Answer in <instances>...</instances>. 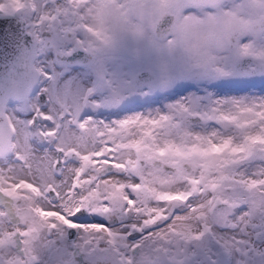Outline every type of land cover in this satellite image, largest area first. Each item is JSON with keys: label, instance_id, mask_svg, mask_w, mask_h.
<instances>
[{"label": "snow or ice", "instance_id": "1", "mask_svg": "<svg viewBox=\"0 0 264 264\" xmlns=\"http://www.w3.org/2000/svg\"><path fill=\"white\" fill-rule=\"evenodd\" d=\"M0 264H264V0H0Z\"/></svg>", "mask_w": 264, "mask_h": 264}]
</instances>
